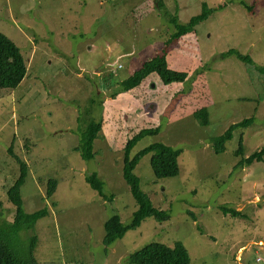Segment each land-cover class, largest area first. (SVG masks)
<instances>
[{
    "label": "rangeland",
    "instance_id": "rangeland-1",
    "mask_svg": "<svg viewBox=\"0 0 264 264\" xmlns=\"http://www.w3.org/2000/svg\"><path fill=\"white\" fill-rule=\"evenodd\" d=\"M203 2L223 6L167 47V65L187 72L186 80L166 84L150 73L111 97L119 80L164 46L175 29L170 15L187 21ZM0 31L26 65L16 87L0 88V212L8 219L14 212L6 193L18 174L11 148L27 167L22 207L48 211L21 233L36 235L37 264H130L128 254L150 240H181L190 264H264V161L235 166L233 155L239 134L244 157L264 146V0H0ZM228 48L254 62L221 56ZM91 99L102 127L86 160L76 147ZM202 107L204 126L193 117ZM250 116L254 122L233 130L213 153L210 137ZM150 126H159L158 134L141 138L131 155L153 141L182 149L175 176L155 178L149 153L134 169L152 204L170 216H146L105 245L104 221L119 213L129 222L136 208L122 176L124 144ZM92 172L111 199L85 181ZM50 178L57 185L47 196Z\"/></svg>",
    "mask_w": 264,
    "mask_h": 264
},
{
    "label": "trees",
    "instance_id": "trees-1",
    "mask_svg": "<svg viewBox=\"0 0 264 264\" xmlns=\"http://www.w3.org/2000/svg\"><path fill=\"white\" fill-rule=\"evenodd\" d=\"M157 6L164 7L163 2L159 1ZM222 6L216 5V7H209L207 3L203 2L200 13L191 16L184 22L177 21L176 16L171 14L169 18L175 29L165 40L164 46L159 51L145 58L128 77L119 80L111 88V97H115L118 93L138 86L150 73H157L162 82L166 84L171 82H184L188 75L187 72L174 70V68L167 65V47L174 46L175 39L194 30L198 22L207 18L211 12ZM220 54L221 56L234 54L242 61L254 62L252 56L243 54L234 48H228ZM258 68L264 72V65H260ZM25 73L26 65L18 46L8 35L0 31V88L16 87L25 76ZM109 76L112 77V74H108L106 79H109ZM89 102L90 107L85 112L83 111V114L86 113L87 123L80 131V144L76 147L81 152V157L86 160L91 159L93 156V141L98 136L102 127L101 119H96L91 116V108L96 104V100L91 99ZM193 117L198 120L200 125H207L209 117L207 108L202 107L195 110ZM254 120L255 116L242 118L237 122L229 124L222 133L210 137L213 153H218L224 149V143L232 137L233 130L250 125ZM159 130V126L141 128L127 138L124 144L122 176L136 201V208L132 211L129 222H123L119 213L111 214L104 221L102 241L105 245L110 244L117 237L124 235L127 229L139 226L146 216H151L159 221L165 220L170 216L168 209L160 208L152 204L149 195L142 190L140 178L135 174L134 169L140 159L149 153V167L155 178L175 176L179 172L178 157L182 153V149L172 147L161 141H153L131 155L132 149L141 138L145 135H157ZM9 150L18 163V174L14 183L6 191L8 199L14 205L13 216L11 219H8L7 217H3L2 211L0 212V264H37L33 255L36 235L34 233L23 235L26 238L22 242H19L17 238L21 241L23 237L21 235L22 231L24 233L32 229L35 220L46 215L48 211L46 206L31 211H26L22 207L19 188L27 173L26 162L22 158L14 155L11 148ZM242 154V140L241 134H239L237 147L233 151L235 157L239 156L235 166H250L255 161H264V146L245 157ZM85 181L102 197L112 198V194L107 195L104 193L103 181L98 177L96 172L86 175ZM56 185V179H48L47 196L53 194ZM219 208L223 212H228L230 215H240V212L231 206L219 205ZM127 262L130 264H190V256L181 240H175L172 245L158 240H150L129 253Z\"/></svg>",
    "mask_w": 264,
    "mask_h": 264
},
{
    "label": "built area",
    "instance_id": "built-area-1",
    "mask_svg": "<svg viewBox=\"0 0 264 264\" xmlns=\"http://www.w3.org/2000/svg\"><path fill=\"white\" fill-rule=\"evenodd\" d=\"M117 66L120 67V63Z\"/></svg>",
    "mask_w": 264,
    "mask_h": 264
}]
</instances>
